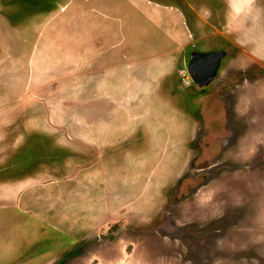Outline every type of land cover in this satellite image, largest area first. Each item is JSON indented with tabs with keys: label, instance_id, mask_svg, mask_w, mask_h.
Wrapping results in <instances>:
<instances>
[{
	"label": "rangeland",
	"instance_id": "rangeland-1",
	"mask_svg": "<svg viewBox=\"0 0 264 264\" xmlns=\"http://www.w3.org/2000/svg\"><path fill=\"white\" fill-rule=\"evenodd\" d=\"M111 1L116 18L94 26L96 39L130 38L147 54L126 64L129 76L115 61L84 94L73 88L96 102L95 124L82 128L43 124L42 96L24 94L38 33L65 62L41 58L38 77L66 74V49L88 33L74 18L80 0H0V264H264V58L240 56L264 51L243 26L264 19V0L236 21L221 15L224 0ZM169 4L193 17L194 37L162 39L184 28ZM215 49L224 50L216 76L194 83L190 53Z\"/></svg>",
	"mask_w": 264,
	"mask_h": 264
},
{
	"label": "crops",
	"instance_id": "crops-1",
	"mask_svg": "<svg viewBox=\"0 0 264 264\" xmlns=\"http://www.w3.org/2000/svg\"><path fill=\"white\" fill-rule=\"evenodd\" d=\"M225 1H229V5H228L229 7H227L228 9H226L225 7L224 13L221 15L224 16L226 15V11L227 12L231 11L232 13L230 14V17H229L230 20L236 21L238 20V17L240 20L242 15H245V14L247 15L251 13L252 8H250L249 6L251 5L250 2L252 3L253 0H248L244 6L242 2L246 0H242V1L234 0L233 3L231 2V0H224V2ZM66 4L67 2L61 4L60 9H63ZM167 6H168L166 7L167 16L170 17L171 20L174 16H177L178 18L179 16H181L182 17L181 24H183L184 28H182V30H179L175 26L171 27L162 36V39H165V40L176 39L174 35H177V34L182 35L181 37H183V35L185 34L188 37H194L195 28H194L193 17L191 18V20H189V17L187 16L186 12L182 10L179 4L177 5L169 4ZM240 6H243V7L240 8ZM205 9L206 8L201 9V11H204L203 14L210 16L209 11L207 12V10ZM114 13H115L114 5L111 0H80V5L76 9L74 18L79 16L81 20L80 27L85 28L88 31V33L86 35V38L84 37L85 34L81 32V30H79L76 33L75 41L77 42V44L79 43L80 47L76 48L77 51L74 52L76 54L72 53L71 56L68 55V52H70L69 50L70 48L66 49L65 59H66V63H68L70 67L65 68L66 74L61 75L60 77L54 76L55 73L48 75V77L46 76L38 77L37 75L38 72L41 73L43 71V68H40V66L38 65L41 58H45L46 62H49L51 60L53 61L54 64H59V63L65 64V62L60 59L58 53L52 54V53L46 52V49L42 47V45L44 44L46 40V37L44 36V34L42 35L39 33L37 34L36 39L33 42L31 52L27 59L28 63L30 62V65L32 67V73H31V77L28 75V79L30 77V86L24 92V94L30 98H32V96L33 97L38 96V98L39 96H42V99L40 100L42 104H44L43 109L46 111V118L43 115V118H44L43 124H46V125L53 124V125H60V126L64 125L65 127V126L70 125L68 123H73V124L81 126L82 128L90 124H95V122L93 121L94 118L90 116L91 110L96 108V102L92 99L93 95H91L89 98H84V99L82 97L77 98L73 94V88L76 92H83L84 94V92H86L87 90V83H89V81L93 77L97 76L98 71L101 70L104 73V76L108 77L109 67L112 66V69H113L115 61H116V64L123 63L122 73L123 75L129 76L131 68L127 69L126 64H128V68H129L130 61L133 60L135 62H140L143 59V55L147 54L146 50H145V53L144 52L134 53L133 49L131 48L132 43H131L130 38H127L126 41L125 39H123L122 36L118 38L117 41L113 37L111 39L107 38L106 40L96 39L97 34H95V32L93 31L94 26L98 25L100 20H105L110 25H113L114 20L116 18ZM199 17H201L200 14H199ZM261 17L262 15L260 13L259 18L254 23L250 22L251 20L249 19L246 20V24L249 23L252 27L248 25L246 26L243 23L244 24L243 26L246 29L248 30L252 29L253 32L257 33L255 35L257 39L259 38L264 39V25H262L264 23V19L262 20ZM117 18L122 21V19L119 16H117ZM236 24L237 22H235V25ZM222 25L224 27L227 26L225 24V19L222 20ZM220 29L215 28V30L218 32H220ZM225 29L226 27L224 28V30ZM51 36L53 37L52 33H51ZM248 40L249 41L255 40V38L251 35L250 38H248ZM249 41H247L246 44L249 45L250 44ZM73 45H75V43H73ZM58 47H55V44L53 43V49L55 48L54 49L55 51H58ZM250 47H251V44H250ZM116 50H118L119 56L115 59L114 54ZM167 51H169L170 55L173 54L171 50L167 49ZM152 53H156V52L151 51L149 54H152ZM95 55H98V57H100L99 59L100 60L102 59V61L98 63L97 57ZM176 56L173 57L174 61L176 59ZM240 56L241 57L245 56V58H247L246 60H248L249 57L250 58H259V57L264 58V51H260L259 49L252 48L251 51L248 52L246 55L241 54ZM46 58L49 60H47ZM135 67H140V66H138L135 63L133 69H135ZM140 70H142V68ZM79 76H80V80H78ZM72 77L77 79L75 80L76 81L75 87L73 85V82L71 81ZM62 78H64L66 81L65 86L62 81L60 82V79ZM37 79H39L40 81L37 82ZM107 81L102 82V84H104ZM48 85H53V88H51L52 86H48ZM43 87L48 88L47 92H45L44 94H42V92L39 91L40 88H43ZM125 88L126 87H123V90H125ZM68 91L69 92L71 91L73 95L70 94L69 96ZM64 92H66L65 93L67 94L66 96H64ZM102 92L106 94L107 101H109V99L111 98L113 99V93H114L113 86L110 87L109 84H106L104 88L102 89ZM30 100H33V99H30ZM83 100L86 101V104L83 105L82 108H79V105L85 102L84 101L81 104H79ZM56 106H58V108H56L55 110H58L59 108H62L64 110L62 114L60 112L58 113L55 112V110L52 112L49 111L51 108H54ZM61 135H64L65 139H70V138L74 139L75 137L73 133H71L68 130H64V129Z\"/></svg>",
	"mask_w": 264,
	"mask_h": 264
},
{
	"label": "water",
	"instance_id": "water-1",
	"mask_svg": "<svg viewBox=\"0 0 264 264\" xmlns=\"http://www.w3.org/2000/svg\"><path fill=\"white\" fill-rule=\"evenodd\" d=\"M224 50L192 51L186 64V70L191 80L203 85L210 82L217 74Z\"/></svg>",
	"mask_w": 264,
	"mask_h": 264
}]
</instances>
